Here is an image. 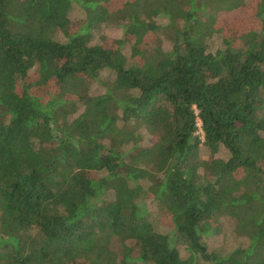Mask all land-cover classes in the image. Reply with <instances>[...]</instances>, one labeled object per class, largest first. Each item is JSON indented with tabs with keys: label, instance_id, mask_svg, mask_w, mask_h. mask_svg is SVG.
I'll list each match as a JSON object with an SVG mask.
<instances>
[{
	"label": "trees",
	"instance_id": "trees-1",
	"mask_svg": "<svg viewBox=\"0 0 264 264\" xmlns=\"http://www.w3.org/2000/svg\"><path fill=\"white\" fill-rule=\"evenodd\" d=\"M204 262L264 264V0H0V264Z\"/></svg>",
	"mask_w": 264,
	"mask_h": 264
},
{
	"label": "rangeland",
	"instance_id": "rangeland-1",
	"mask_svg": "<svg viewBox=\"0 0 264 264\" xmlns=\"http://www.w3.org/2000/svg\"><path fill=\"white\" fill-rule=\"evenodd\" d=\"M249 1V0H247ZM69 16L73 19H78V18H83L84 17V11H82L78 6H76L75 4L73 5ZM232 18H235L234 15H227L226 14H222L220 16V22L219 23H226L229 20H231ZM93 36H94V40L98 41L100 39V37L102 36H107V42L108 43H112L111 45L116 46V40H112V39H118L122 36V30L119 27H116L114 25H110V24H100L99 26H97L94 30H93ZM216 40L213 41V46L217 47L219 46V40L217 38H215ZM112 40V41H111ZM124 53L126 56L130 55V46L128 43H126L124 45ZM106 74H104V76L102 77V79H100L99 82L96 81H92L89 82V89H91V91L93 92H100L102 91V81L103 78L105 77ZM34 79L37 80V76L34 75ZM52 86V84H48L46 86H44V90L46 89H50ZM33 91H42L40 86H34L33 87ZM197 126L198 129L196 131V135L199 136L200 139H203V132L201 130V123L199 120H197ZM145 134V133H144ZM146 136L144 137V142L143 144L145 145H149L150 143H153L156 141V137L152 136L150 134H145ZM142 144V145H143ZM200 157L202 159H208L209 158V153L208 151H206L205 149H202L199 151ZM146 201L147 204V209L149 211V217L150 220L152 221L153 226L159 230L160 232L163 233H169V234H173L171 233V227L168 226L167 224H165L164 222H160L158 219V213H157V208L155 204H152L150 202ZM219 232L217 234L214 235H210L207 236L205 238V241L208 245L209 249H219V250H223V251H227L228 249H232L235 248L239 245H245L247 240L246 238L237 235L234 231H233V224L230 221V219L228 217H220L219 218ZM176 244L179 248V251L181 253L182 256H186L187 252L185 247L180 243L176 241ZM203 264H209L207 262H204Z\"/></svg>",
	"mask_w": 264,
	"mask_h": 264
}]
</instances>
